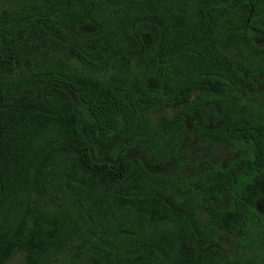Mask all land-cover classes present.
Returning a JSON list of instances; mask_svg holds the SVG:
<instances>
[{
  "label": "trees",
  "instance_id": "obj_1",
  "mask_svg": "<svg viewBox=\"0 0 264 264\" xmlns=\"http://www.w3.org/2000/svg\"><path fill=\"white\" fill-rule=\"evenodd\" d=\"M262 14L264 0H5L0 264L64 246L84 264H264V47L247 28ZM162 99L179 105L152 118ZM189 114L238 153L187 178L151 170Z\"/></svg>",
  "mask_w": 264,
  "mask_h": 264
},
{
  "label": "rangeland",
  "instance_id": "obj_2",
  "mask_svg": "<svg viewBox=\"0 0 264 264\" xmlns=\"http://www.w3.org/2000/svg\"><path fill=\"white\" fill-rule=\"evenodd\" d=\"M4 5L5 0H0V11H2ZM7 10H11V8H7ZM247 28L254 42L264 47V14L250 19L247 22ZM253 77L257 79L256 75ZM72 101L75 109L82 112L84 106L75 94L72 95ZM178 105L171 100L162 99L150 107L149 115L152 118L156 115L169 116ZM205 120L207 125H213L220 121L214 111H208ZM184 121L183 130L167 147L166 153L163 156L155 157L153 161L148 160L147 166L151 170L173 178H187L196 173L204 172L209 164L225 165L238 153V150L232 148L229 144L208 141V139L195 134L193 126L197 120L194 115L189 114L184 118ZM126 147L129 148L128 150H132L131 156L141 157L136 153L137 150L143 151L141 147L131 146V144ZM121 152L123 151L117 147L110 155L115 156ZM226 200H228V196L223 194L221 202ZM254 206L258 211L264 213V198L254 202ZM216 244L224 251L231 252L234 250V238L231 235L219 234ZM70 248L62 247L54 255L52 254L53 256L50 255L51 257L46 264H84L83 251H70ZM262 251L264 252V249ZM2 264H23V252L21 250L13 251Z\"/></svg>",
  "mask_w": 264,
  "mask_h": 264
}]
</instances>
